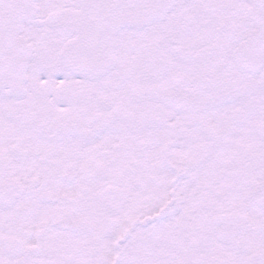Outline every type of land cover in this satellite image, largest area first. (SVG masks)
<instances>
[{"label": "snow or ice", "instance_id": "6c2138e0", "mask_svg": "<svg viewBox=\"0 0 264 264\" xmlns=\"http://www.w3.org/2000/svg\"><path fill=\"white\" fill-rule=\"evenodd\" d=\"M0 264H264V0H0Z\"/></svg>", "mask_w": 264, "mask_h": 264}]
</instances>
